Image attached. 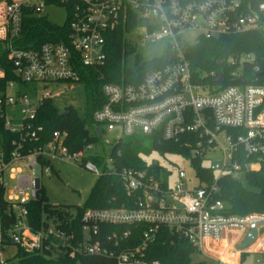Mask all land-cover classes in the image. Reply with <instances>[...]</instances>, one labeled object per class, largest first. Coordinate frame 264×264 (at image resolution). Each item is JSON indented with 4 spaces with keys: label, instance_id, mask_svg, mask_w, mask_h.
<instances>
[{
    "label": "built area",
    "instance_id": "2783aa9c",
    "mask_svg": "<svg viewBox=\"0 0 264 264\" xmlns=\"http://www.w3.org/2000/svg\"><path fill=\"white\" fill-rule=\"evenodd\" d=\"M59 5L68 10L66 29L57 33L59 40L26 46L25 19L46 17L47 7ZM145 23L146 40L171 42L169 61L149 70L140 81L104 84L105 102L93 115L95 128L116 133L113 143L128 135L145 134L175 142L188 148L192 159L203 160L207 152L220 148L224 160L208 168L215 174L214 182L203 181L197 174L200 182L190 186L183 169L170 182L162 180L161 170L127 167L119 175L126 194L138 196L134 208L88 209L81 217L79 238L51 219L43 229L32 230L28 204L38 199L40 175L45 169L51 174L54 160L81 161L96 176L103 174L88 159L93 144L71 153L65 144L66 132L59 130L44 146L24 152L27 143L40 141L44 133L36 119L42 102L53 96L49 85L81 81L78 67L105 64L110 35L121 27L128 28L125 34L138 30ZM254 31L264 36V0H0V43L15 75L5 89L0 88V122L3 129L17 135L7 153L0 133V183L16 216L7 231L11 242L28 251L53 248L71 251L72 256L114 258L117 264H160L147 258V252L162 226L201 250L207 240L220 241L231 233H242L246 240L253 230L257 232L253 242L260 237L264 242V213H231L218 199L217 183L225 176L240 180L264 168V77L257 76L264 72L260 65L264 59L258 62L255 53L220 59L227 77L213 72L215 86L196 82L183 52L186 44L199 38ZM187 32H195L194 43L183 36ZM128 74H132L130 69ZM220 75H224L223 82L217 81ZM4 77L0 65V79ZM241 77L244 82H237ZM226 78L231 83L225 84ZM38 87H43L39 95ZM225 130L226 143L221 144L220 134ZM19 165L30 172L25 175ZM7 173L15 180L10 189ZM142 224L148 228L138 245L130 244L129 229L110 230ZM1 246L5 244L0 242ZM0 264L15 263L0 258Z\"/></svg>",
    "mask_w": 264,
    "mask_h": 264
},
{
    "label": "trees",
    "instance_id": "16d2710c",
    "mask_svg": "<svg viewBox=\"0 0 264 264\" xmlns=\"http://www.w3.org/2000/svg\"><path fill=\"white\" fill-rule=\"evenodd\" d=\"M25 43L26 46H37L45 41H56L57 33L65 31L64 26L52 24L45 17L28 16L25 19ZM128 28H119L108 39V58L104 65L80 66L78 71L87 86L88 92V112L82 117L76 110L68 108L67 114L61 112L53 105L51 99L42 102L38 109L36 123L44 126L42 138L37 142L27 143L24 152L28 153L50 140L54 131L66 132L65 144L71 153L81 151L89 144H95L101 138L96 132L93 115L105 102L102 87L106 83H127L140 81L143 75L149 70L164 65L169 61L170 47L160 58L153 60H143L138 57L135 69L127 66V57L133 52L134 46L125 38V31ZM185 57L189 60L198 84H211L216 86L215 76L212 73L223 72L227 77V70L223 69L218 62L220 59L230 55L240 53H255L258 62L264 59V36L258 32H249L240 35L222 36L218 38H199L194 44H186L183 47ZM0 65L5 71L4 78L0 79V88L5 89V85L11 79H15L13 67L5 53L3 45L0 43ZM264 68V61L260 63ZM132 74H128V70ZM137 71V75H136ZM253 77V74H252ZM227 79V78H226ZM231 81L226 80L225 84ZM214 90V89H213ZM0 122V133L4 139V149L9 153L13 149L11 141L17 135L3 129ZM94 130L92 134L91 131ZM152 151L161 153L182 152L191 157L188 148L180 144L163 141L154 136L132 135L122 138L119 142H114L111 152L112 169L106 164V158L99 155H91L88 159L95 162L103 174L92 188L89 199L82 206L78 207H57L49 203V199L44 186L38 190V199L28 204L29 224L34 231H39L47 226L49 219L59 222V227L81 237V217L88 209L105 208H134L138 196L130 197L126 194L123 182L120 178V171L125 168H155L158 172L161 168L157 163L146 165L144 156ZM197 168L199 178L206 182H214L215 174L207 168L201 167V160L193 158ZM43 164L47 161L42 160ZM247 182L251 189L246 188L241 180L225 176L218 180V199L224 201L231 213L247 214L251 212L264 213V168L259 171L249 172L246 175ZM5 187L0 183V224L2 229L1 243L13 244L8 238L7 231L16 221V216L10 204L5 199ZM147 225L137 226H115L110 230L123 232L129 229L131 245L141 243V237ZM154 241L150 244L147 258L158 260L160 264H203L195 262L193 255L199 252L198 249L182 235L169 230L167 227H160L156 233ZM18 246V245H17ZM224 260L229 261L228 255H223ZM15 264H117L114 258L103 256H82L71 255V251L44 249L43 251H28L22 246L17 247Z\"/></svg>",
    "mask_w": 264,
    "mask_h": 264
},
{
    "label": "rangeland",
    "instance_id": "374dc122",
    "mask_svg": "<svg viewBox=\"0 0 264 264\" xmlns=\"http://www.w3.org/2000/svg\"><path fill=\"white\" fill-rule=\"evenodd\" d=\"M45 11L47 20L52 24L58 26H64L68 20V10L64 5L49 6ZM146 23L139 27L138 30H132L125 34L127 41L134 46L133 52H130L127 57V66L130 69H135L138 57H141V63L143 60H153L160 58L164 55L165 50L171 44L169 40L157 41L155 43L146 40L143 36L147 32ZM186 40L190 43H194L196 34L195 32H187L183 34ZM20 90L28 91L29 89L24 86H20ZM48 90L52 93V103L63 113L68 108L76 110L82 117H85L88 112V92L87 86L82 81L68 82L62 81L59 84H50ZM43 91V87H38V95ZM35 96V93H33ZM20 108L17 107V114L20 116ZM104 132L99 141L93 143V147L89 152L91 155H99L106 158L107 167L110 170L114 165L111 161V152L113 149V141L116 133H109L104 127ZM91 133H94L92 129ZM227 130L220 134L221 144L226 143ZM220 147V145H219ZM146 165L150 166L157 163L161 166L162 180H168L172 182L175 180L178 171L183 169L186 171L190 186H194L200 182L197 175V168L192 158L182 152H167L161 153L158 151H152L149 155L144 156ZM224 160L223 153L220 148L207 152L204 159L200 164L203 168H209L216 163ZM23 172L28 174L30 171L23 165H19ZM101 169V168H100ZM102 171V169H101ZM167 173V174H166ZM7 181V189L12 188L15 185V180H12L7 173L5 176ZM40 182L46 189V193L49 199V203L57 207H78L82 206L89 199L92 188L98 181L99 177L92 172L86 170L81 161L73 159H57L53 161V168L51 174L46 173V169L40 175ZM242 184L246 188L251 189V186L247 182L246 176L240 178ZM1 219V217H0ZM53 222V218L51 219ZM50 222V220H49ZM261 236V235H260ZM237 236L233 233L222 237L221 245H214L210 243L208 246H204V249L193 255L195 262H203V264H220L214 257H222L224 255H234L231 250L239 249L242 244ZM262 237L257 241L243 247L242 251V264H264V242ZM2 239V229L0 224V241ZM231 244L230 247L225 246ZM17 245L5 243V246L0 247V258L8 261L16 260ZM220 259V258H219Z\"/></svg>",
    "mask_w": 264,
    "mask_h": 264
},
{
    "label": "crops",
    "instance_id": "0c3cea01",
    "mask_svg": "<svg viewBox=\"0 0 264 264\" xmlns=\"http://www.w3.org/2000/svg\"><path fill=\"white\" fill-rule=\"evenodd\" d=\"M233 234H235L237 236V238L234 241H236L238 238H240V236L242 238L240 239V241L238 243H240V242L243 243L245 241V240H243L244 237H243V234L242 233H233ZM228 235H230V234H226V236H228ZM210 243H212L214 245H221L222 244V239L220 241H212V240L205 241L204 242V245H203V249H204V246H208ZM230 246H231V244H227L225 246V248L226 247H230ZM198 250L201 251V249H198ZM231 253L234 255V257L231 258L232 256L231 255H228V257L230 258L229 261L224 260L223 255L226 254L224 252H222L220 254L222 257L215 256L214 258L216 260H218L219 262H221L220 264H224V263H229V264H242V256H241L242 255L241 254L242 251H241V249L239 248V249L231 250ZM10 262H12V260Z\"/></svg>",
    "mask_w": 264,
    "mask_h": 264
},
{
    "label": "water",
    "instance_id": "95a60500",
    "mask_svg": "<svg viewBox=\"0 0 264 264\" xmlns=\"http://www.w3.org/2000/svg\"><path fill=\"white\" fill-rule=\"evenodd\" d=\"M258 77L259 76H263L264 77V72H261L257 75ZM218 82H223L224 81V75H220V77L217 79ZM237 82H244V78L241 77L239 79H237ZM67 114V111L63 112L62 115H65ZM97 130V133L101 136L102 135V130L100 127H97L96 128ZM37 186L39 187V180L37 181ZM257 236V232L255 230L251 231L248 236H247V239L240 245V249H242L243 247L251 244L255 238Z\"/></svg>",
    "mask_w": 264,
    "mask_h": 264
}]
</instances>
